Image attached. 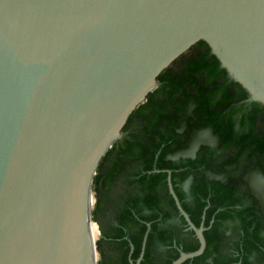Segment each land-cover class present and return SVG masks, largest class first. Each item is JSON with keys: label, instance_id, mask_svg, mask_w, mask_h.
Segmentation results:
<instances>
[{"label": "water", "instance_id": "obj_1", "mask_svg": "<svg viewBox=\"0 0 264 264\" xmlns=\"http://www.w3.org/2000/svg\"><path fill=\"white\" fill-rule=\"evenodd\" d=\"M198 42L264 107V0H0V264H92L84 191L161 72ZM169 174L197 240L170 263L183 264L203 254L204 229Z\"/></svg>", "mask_w": 264, "mask_h": 264}, {"label": "trees", "instance_id": "obj_2", "mask_svg": "<svg viewBox=\"0 0 264 264\" xmlns=\"http://www.w3.org/2000/svg\"><path fill=\"white\" fill-rule=\"evenodd\" d=\"M204 132L214 146L201 144L194 157H182ZM166 172L191 222H212L204 253L183 264H264V204L250 187L252 178L264 177V107L247 101L203 42L161 72L97 166L91 215L102 235L98 264L134 263L146 224L140 264H170L177 249L196 250Z\"/></svg>", "mask_w": 264, "mask_h": 264}, {"label": "bare ground", "instance_id": "obj_3", "mask_svg": "<svg viewBox=\"0 0 264 264\" xmlns=\"http://www.w3.org/2000/svg\"><path fill=\"white\" fill-rule=\"evenodd\" d=\"M93 201H94L93 193L88 187L84 191V220H85V229H86L90 254L92 257V264H96L98 256L95 249V243L96 240L98 239V229L90 218V211L93 206Z\"/></svg>", "mask_w": 264, "mask_h": 264}, {"label": "rangeland", "instance_id": "obj_4", "mask_svg": "<svg viewBox=\"0 0 264 264\" xmlns=\"http://www.w3.org/2000/svg\"><path fill=\"white\" fill-rule=\"evenodd\" d=\"M201 144H205V145H214V140L212 138V136L210 135V133L208 132H204V133H201L199 134L197 137H196V140H195V143L193 144V146L189 149V152L188 154L192 153L194 148H196V146L198 145H201ZM251 186L253 187V190L255 191L256 194H258L261 202H263L264 204V180L260 179V178H252L251 180ZM92 186H91V192L93 193L92 191ZM94 195V193H93ZM95 206V204H93ZM94 207L92 206V211H93ZM91 218H92V215H91ZM97 244V243H96ZM99 260V256L97 258Z\"/></svg>", "mask_w": 264, "mask_h": 264}, {"label": "crops", "instance_id": "obj_5", "mask_svg": "<svg viewBox=\"0 0 264 264\" xmlns=\"http://www.w3.org/2000/svg\"><path fill=\"white\" fill-rule=\"evenodd\" d=\"M112 145V144H111ZM108 151V150H107ZM106 151V152H107ZM102 159V158H101ZM100 162V161H99ZM99 164V163H98ZM97 169V168H96ZM95 172H96V170H95ZM170 173V172H169ZM166 174H167V172H166ZM95 175V174H94ZM94 177V176H93ZM169 177H170V174H169ZM170 182H171V178H170ZM171 186H172V183H171ZM166 187H167V176H166ZM172 189H173V186H172ZM167 191H168V188H167ZM173 192H174V190H173ZM169 194V193H168ZM174 194H175V192H174ZM170 196V195H169ZM175 196H176V194H175ZM93 197H94V195H93ZM170 198H171V196H170ZM176 198L178 199V197L176 196ZM171 200L173 201V199L171 198ZM179 201V200H178ZM93 204H95V197H94V201H93ZM173 204H174V201H173ZM179 204H180V202H179ZM174 206H175V204H174ZM181 206V205H180ZM93 207H94V205H93ZM182 208V207H181ZM92 209V208H91ZM175 209H176V207H175ZM177 211V210H176ZM184 211V210H183ZM185 212V211H184ZM90 213H92V210H91V212ZM186 213V212H185ZM177 215H178V212H177ZM178 217H180L179 215H178ZM181 218V217H180ZM91 220H92V218H91ZM183 220V219H182ZM93 221V220H92ZM94 222V221H93ZM183 222H184V220H183ZM95 224H96V226H97V228H98V239L96 240V243H98V241L102 238V235H101V233H100V229H99V226H98V224L96 223V222H94ZM185 222H184V233H186V232H188V231H186L185 230ZM149 230H150V225L149 224H146V230H145V232H144V234H143V238H142V242H141V247H140V252H139V255H138V257H137V259L139 258V256H140V254H141V252H143V255H144V250H145V245H146V242H147V236H148V233H149ZM144 239H145V241H144ZM95 243V249H96V244ZM143 244H144V249H143V251H142V246H143ZM173 247H175L176 248V246H174L173 245ZM197 249V248H196ZM129 257H130V254L132 253V251H133V246L130 244L129 245ZM177 250H179V252L178 253H180V252H183V251H181L180 249H177ZM195 251V250H194ZM96 252H97V249H96ZM193 252V251H192ZM184 253H189V252H184ZM143 255H142V259H143ZM97 256H99V260H100V255H99V253L97 252ZM179 256V255H178ZM178 258V257H177ZM176 258V259H177ZM136 259V260H137ZM142 259H141V261H142ZM99 260L97 259V262H96V264L99 262ZM135 260V261H136ZM141 261H140V263H141ZM174 261V260H173ZM129 264H135V262L133 263L130 259H129Z\"/></svg>", "mask_w": 264, "mask_h": 264}, {"label": "flooded vegetation", "instance_id": "obj_6", "mask_svg": "<svg viewBox=\"0 0 264 264\" xmlns=\"http://www.w3.org/2000/svg\"><path fill=\"white\" fill-rule=\"evenodd\" d=\"M193 146V145H192ZM191 146V147H192ZM199 146V145H198ZM198 146H196V148H194V150H193V152L190 154H188V152H189V149L191 148H189L187 151H185L183 154H182V157H194V154H195V151L197 150V148H198ZM209 146H214V145H210L209 144ZM255 178V177H254ZM257 178H260V179H262V180H264V177H260V176H257ZM188 187H189V180H187V181H185L184 183H183V185H181V188L183 189V191L184 192H186L187 193V191H188ZM251 187V189H252V191H253V193H255V191L253 190V187L252 186H250ZM256 194V193H255ZM257 196L256 197H258L259 198V196H258V194H256ZM260 199V198H259ZM187 214V213H186ZM188 215V214H187ZM189 217V216H188ZM201 223L199 224V226L198 227H196L193 223V225L196 227V228H199L200 226H202L203 227V229H204V232H203V237H204V233L206 232V231H208L209 229H210V227H211V225H212V222H210L209 224H208V226L206 227V226H204L203 224V216L201 217ZM191 221V220H190ZM185 230H186V227H185ZM184 231V230H183ZM186 231H188V230H186ZM188 232H191V231H188ZM193 233V232H192ZM193 237L195 238V236H194V234H193ZM195 240H196V238H195ZM204 240H205V237H204ZM196 242H197V240H196ZM205 248H206V241H205ZM205 251V250H204ZM204 253V252H203ZM200 257V256H199Z\"/></svg>", "mask_w": 264, "mask_h": 264}]
</instances>
